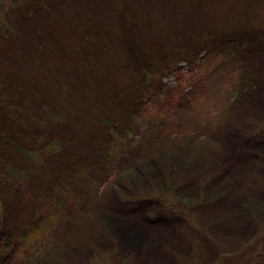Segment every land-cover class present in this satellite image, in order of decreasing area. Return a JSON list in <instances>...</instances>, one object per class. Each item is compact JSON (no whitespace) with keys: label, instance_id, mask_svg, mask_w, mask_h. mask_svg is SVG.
<instances>
[{"label":"rangeland","instance_id":"obj_1","mask_svg":"<svg viewBox=\"0 0 264 264\" xmlns=\"http://www.w3.org/2000/svg\"><path fill=\"white\" fill-rule=\"evenodd\" d=\"M7 16L0 264H264V0Z\"/></svg>","mask_w":264,"mask_h":264},{"label":"trees","instance_id":"obj_2","mask_svg":"<svg viewBox=\"0 0 264 264\" xmlns=\"http://www.w3.org/2000/svg\"><path fill=\"white\" fill-rule=\"evenodd\" d=\"M15 6V0H0V38L3 35L5 31H7L10 27V19L7 16V13H10L11 7ZM56 148V147H55ZM167 205L171 206L175 209H178L179 211H182V209L177 205L174 206L171 203V200L168 202L164 200ZM97 256V255H96ZM91 263L92 264H101L100 260H106L105 256H100V258L97 257H92L91 258Z\"/></svg>","mask_w":264,"mask_h":264},{"label":"bare ground","instance_id":"obj_3","mask_svg":"<svg viewBox=\"0 0 264 264\" xmlns=\"http://www.w3.org/2000/svg\"><path fill=\"white\" fill-rule=\"evenodd\" d=\"M147 250L149 251V249H147ZM148 251H147V252H148Z\"/></svg>","mask_w":264,"mask_h":264}]
</instances>
